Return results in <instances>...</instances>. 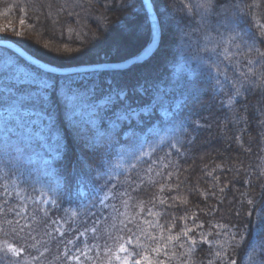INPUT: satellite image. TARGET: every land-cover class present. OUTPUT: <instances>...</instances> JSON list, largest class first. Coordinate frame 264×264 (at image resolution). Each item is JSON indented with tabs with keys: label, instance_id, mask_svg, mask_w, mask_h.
<instances>
[{
	"label": "trees",
	"instance_id": "trees-1",
	"mask_svg": "<svg viewBox=\"0 0 264 264\" xmlns=\"http://www.w3.org/2000/svg\"><path fill=\"white\" fill-rule=\"evenodd\" d=\"M198 2L151 0L167 69L161 39L133 75H45L39 87L11 81L29 66L0 47V264H109L137 240L149 255L167 245L165 264H252L249 241L264 242V0H216L203 24ZM237 4L254 47L216 23ZM0 25V40L56 68L126 61L151 41L141 0H0ZM206 57L208 80L189 71ZM32 121L38 135L22 126Z\"/></svg>",
	"mask_w": 264,
	"mask_h": 264
},
{
	"label": "snow or ice",
	"instance_id": "snow-or-ice-1",
	"mask_svg": "<svg viewBox=\"0 0 264 264\" xmlns=\"http://www.w3.org/2000/svg\"><path fill=\"white\" fill-rule=\"evenodd\" d=\"M129 4L133 3V0H128ZM144 6L146 9L151 8V0H144ZM239 5H233V13L231 15L224 13L223 14V20H217L216 23L220 26L224 27L226 31L230 32H237L238 30L242 29V24L244 23L243 20V12L239 11ZM191 8L195 11H197L201 15V21L200 23L203 24L204 21L209 20L213 15L216 14L217 4L216 0H199L198 3L195 5H191ZM193 17L189 15V20H192ZM20 24L23 25L25 21L23 19H20ZM261 29H264V25L260 26ZM71 31V29H69ZM247 35H249V38L252 39V46H255L256 40L254 37V34L249 33L247 30H243ZM157 34H158V25H153L151 28V42L155 43L157 40ZM3 37H0L2 39ZM237 39H240L243 41L244 37L239 36L236 37ZM261 42H264V35L260 38ZM145 51H148L146 48ZM258 55L260 57H264V52H259V49H257ZM205 59H211V57L206 58H200L196 64L195 67L189 68V71L192 73H198L203 79L208 80L212 78V67L211 65L205 64ZM249 63H252L249 61ZM185 66L188 67V62H185ZM218 78V75H217ZM260 78L264 79V73L260 74ZM237 94L239 93V89H236ZM110 99V97H109ZM119 99V96H118ZM163 202V201H162ZM251 203V201H250ZM202 227V226H201ZM188 231H192L189 229ZM188 231L184 232V235H188ZM264 232V213L261 214L259 224L256 228V234L259 235L260 233ZM152 239H155V237H152ZM169 241H172L173 239L179 240L180 237L176 236H169L167 238ZM206 242V241H205ZM127 244H133V240L130 238L127 241ZM191 244L193 246L196 245L195 240H191ZM249 246L251 247L252 251L255 253L254 256H249V259L252 261V264H264V242H261L259 244H256L254 241H249ZM183 247V245H181ZM139 248L140 250L137 251L136 249ZM8 252H16V249H13L9 247L7 249ZM151 252L153 255H149L147 251L144 249V246L139 244V241L137 240L136 245L134 246L132 251H129V249L124 245L121 244L119 246V253L120 255H116L115 259L119 262V264H165V259L161 257L167 258V245L164 244H157L156 246L152 247ZM217 258H220L221 253L216 252L215 253ZM209 264H211V261H209ZM228 264H237V261L235 259L229 258Z\"/></svg>",
	"mask_w": 264,
	"mask_h": 264
},
{
	"label": "rangeland",
	"instance_id": "rangeland-1",
	"mask_svg": "<svg viewBox=\"0 0 264 264\" xmlns=\"http://www.w3.org/2000/svg\"><path fill=\"white\" fill-rule=\"evenodd\" d=\"M152 5V4H151ZM155 13V12H154ZM156 15V14H155ZM161 22L163 23H165V29L167 30L168 29V26L170 27L171 26V23H169V22H165L164 21V18H162L161 19ZM159 24V23H158ZM6 28H7V26L6 25H4V26H1L0 25V36H1V34L3 33V32H6L7 30H6ZM34 39H33V41H35V46H37V48H39V50L40 51H45V50H48L47 49V47L45 46V44L43 43V42H40V41H38V43H36L37 42V38H35V37H33ZM162 39V40H161ZM158 40H161L162 42V44H161V49L157 52V55H158V58L156 59L157 60V63H160V65H161V68L162 69H167V68H171V66L170 67H168V66H166L165 67V65L169 62V61H171V60H169V61H167V59L165 58L166 56H164L165 54L164 53H166L167 51H169V47H170V44H169V41H170V36H169V34L168 33H165L164 34V37L163 36H161V32H160V29H159V36H158ZM150 43H148L146 46H148L149 44H151L152 42L151 41H149ZM37 44V45H36ZM16 45V44H15ZM18 46V45H17ZM145 46V47H146ZM19 47V46H18ZM23 50V49H22ZM25 52V51H24ZM59 54V53H58ZM29 55V54H28ZM57 56V55H56ZM164 58L165 59V61H163L162 59H160V58ZM10 64V63H9ZM9 64H7V65H9ZM171 64H173V62H171ZM170 64V65H171ZM93 66V65H92ZM85 67H90V66H85ZM13 73H12V75L10 76V78H11V81H15V82H17V83H19V84H27V83H30V84H32V85H37V86H39V87H48L49 85H50V83H49V81L48 80H46V79H44V78H42L40 75H35V74H33L32 72H30L29 70H26L25 68H23V66H20V67H16L15 68V70L14 71H12ZM121 95H123V93H121ZM101 103H97V105H100ZM79 109V108H78ZM78 109H76V110H78ZM88 109V108H87ZM94 110H95V108L93 107V108H91V110L90 109H88V111L87 112H90V113H92V112H94ZM147 111V108L146 107H144V108H142V109H133V110H130V111H127V113H124V114H121V115H119V116H117L116 117V119H113L112 121H110V126H113V127H115L116 126V121L115 120H117V122L118 121H127L129 118H134V117H136L138 114H143V113H145ZM86 112V113H87ZM36 125V126H35ZM38 125L40 126V128L39 129H37V127H38ZM22 126H24L27 130H30V131H34V134L35 135H38L39 133H40V131L42 130V124L41 123H39L38 121L36 122V121H32V122H25L24 124H22ZM35 126V127H34ZM132 208H135L133 205H130ZM122 216V214L120 213V217ZM5 248V250H7L8 248H9V246H7V245H5L4 246ZM12 253V255L13 256H16V257H20V255H21V253L19 252V251H16V252H11ZM115 253H117V255H120L121 253H119V249H118V251H116V252H114L113 254H114V257H112L111 258V262L109 263V264H119V262L118 261H116V259H115V256H116V254ZM77 261H78V259H77Z\"/></svg>",
	"mask_w": 264,
	"mask_h": 264
},
{
	"label": "water",
	"instance_id": "water-1",
	"mask_svg": "<svg viewBox=\"0 0 264 264\" xmlns=\"http://www.w3.org/2000/svg\"><path fill=\"white\" fill-rule=\"evenodd\" d=\"M141 1L143 4V8H144L150 29L152 28L153 25H158L157 40L155 43H151L148 46H146L148 51H145L146 48L143 49L137 56L130 58L129 60L125 61L124 64L118 65L117 67H115L117 69H123V68L130 66L131 64H133L139 60H140L139 62L143 61L150 54H152L153 51L157 47V44L159 41L158 40L159 24H158L157 17L154 13L152 6H151V8L146 9L144 6V0H141ZM0 47H4V48L8 49L9 51H11L15 55H17L21 60L25 61L26 63L34 65V66L40 68L41 70H43L45 72H49V73H53V74H67V73L74 74V73H80V72L94 71V70L98 69V67L96 68L95 66L94 67H75V68H69V69H57V68H54L52 66L46 65L44 63H41V62L35 60L31 56H29L27 53H25L20 47H18L17 45H15L12 42L0 40ZM99 69H105V68L101 67Z\"/></svg>",
	"mask_w": 264,
	"mask_h": 264
},
{
	"label": "bare ground",
	"instance_id": "bare-ground-1",
	"mask_svg": "<svg viewBox=\"0 0 264 264\" xmlns=\"http://www.w3.org/2000/svg\"><path fill=\"white\" fill-rule=\"evenodd\" d=\"M146 47H144L143 49H145ZM142 49V50H143ZM141 50V51H142ZM24 51V50H23ZM140 51V52H141ZM139 52V53H140ZM26 53V52H25ZM138 53V54H139ZM14 54V53H13ZM137 54V55H138ZM15 55V54H14ZM137 55H135V56H137ZM17 56V55H16ZM30 56V55H29ZM135 56H133V57H135ZM18 57V56H17ZM32 57V56H31ZM133 57H130V58H133ZM19 58V57H18ZM33 58V57H32ZM129 58V59H130ZM35 59V58H34ZM129 59H127V60H129ZM35 60H37V59H35ZM126 60V61H127ZM23 61V60H22ZM37 61H39V60H37ZM140 61V60H139ZM139 61H137V62H135V63H133V64H131L130 66H127V67H125V68H123V69H117V68H115V67H117L118 65H122V64H124L125 63V61H120V62H117V63H107V64H98V65H90V67H98V69H96V70H94V71H88V72H80V73H74V74H72V73H67V74H53V73H49V72H45V71H43V70H41L40 68H38V67H36V66H34V65H31V64H29V63H26L25 61H23L24 63H26L29 67V69H27L26 68V70H29L30 71V69L32 68L33 69V71H35V72H32V71H30V72H32L33 74H35V75H40L42 78H44V79H46L44 76L45 75H52V76H56V77H70V76H73V75H83V74H86V73H92V72H95V73H98V72H101V71H123V70H126L130 75H133V68L131 67V66H133L134 64H136V63H139ZM39 62H41V63H44V62H42V61H39ZM44 64H46V63H44ZM46 65H48V64H46ZM49 66H51V65H49ZM31 67V68H30ZM53 67V66H52ZM101 67H103V68H105V69H99V68H101ZM54 68H56V67H54ZM57 69H69V68H57ZM39 72V74H37V73ZM47 80V79H46ZM142 89H143V87H142V84L139 86V88H138V92L140 93V94H142V92L144 93V89H143V91H142ZM121 95V94H120ZM122 96V95H121ZM142 96V95H141ZM110 97V96H109ZM109 97L106 99V102L108 101L109 102V104L110 103H112V102H114V98L111 96L110 97V99H109ZM105 101H100V102H98V103H101L102 105H104L105 103H104ZM144 108V107H143ZM140 109H142V108H140ZM117 111V110H116ZM10 113H12L16 118L18 117V115L12 110V111H10ZM122 114H124V113H122ZM121 115V114H120Z\"/></svg>",
	"mask_w": 264,
	"mask_h": 264
}]
</instances>
